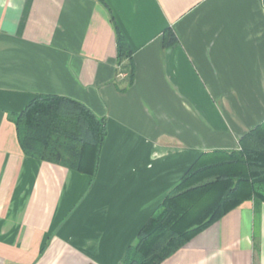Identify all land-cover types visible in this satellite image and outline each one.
<instances>
[{
  "label": "crops",
  "instance_id": "obj_1",
  "mask_svg": "<svg viewBox=\"0 0 264 264\" xmlns=\"http://www.w3.org/2000/svg\"><path fill=\"white\" fill-rule=\"evenodd\" d=\"M40 95L106 120L95 178L24 155L14 115ZM263 123L264 0H0V264H122L198 157ZM162 264H264V204Z\"/></svg>",
  "mask_w": 264,
  "mask_h": 264
},
{
  "label": "trees",
  "instance_id": "obj_2",
  "mask_svg": "<svg viewBox=\"0 0 264 264\" xmlns=\"http://www.w3.org/2000/svg\"><path fill=\"white\" fill-rule=\"evenodd\" d=\"M116 30L117 62L131 83L133 51ZM164 35L171 45L172 31ZM14 124L26 157L96 177L107 122L84 104L40 95L14 115ZM247 201L256 211L264 204V123L242 136L237 150L201 154L140 230L122 264H162Z\"/></svg>",
  "mask_w": 264,
  "mask_h": 264
}]
</instances>
